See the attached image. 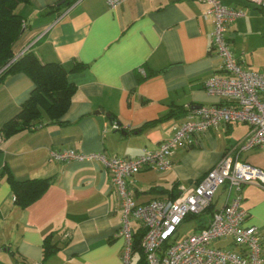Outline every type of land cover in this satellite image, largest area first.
<instances>
[{"label": "crops", "instance_id": "1", "mask_svg": "<svg viewBox=\"0 0 264 264\" xmlns=\"http://www.w3.org/2000/svg\"><path fill=\"white\" fill-rule=\"evenodd\" d=\"M221 1L245 14L254 6L264 20V8L250 0ZM61 2L30 0L17 7L26 26L16 53L29 48L43 62L61 63L71 70L68 78L77 90L60 122L43 112L35 127L4 137L1 129L20 112L34 82L24 72L0 81V264H121V198L110 172L98 160L53 161L51 150L134 157L169 138L189 106L225 102L205 86L222 65L211 47L214 19L205 15V3L126 0L110 8L107 0H77L58 8ZM245 14L229 26L232 50L248 69L264 72V46L253 45L245 32ZM150 121L155 122L145 126ZM248 130L245 123H220L196 134L193 145L176 149L170 169H144L132 177L135 201L170 197L174 188L179 195L181 187L197 184ZM241 158L264 170V147ZM10 176L52 182L40 198L22 206ZM243 195L246 223L264 236V187L247 184ZM225 198L219 188L210 208L185 219L178 236L205 227ZM140 227L135 223V232ZM47 236L58 250L44 259ZM216 244L241 250L229 239ZM140 258L134 251L132 264Z\"/></svg>", "mask_w": 264, "mask_h": 264}, {"label": "built area", "instance_id": "2", "mask_svg": "<svg viewBox=\"0 0 264 264\" xmlns=\"http://www.w3.org/2000/svg\"><path fill=\"white\" fill-rule=\"evenodd\" d=\"M124 1L107 0V4L115 8ZM198 1L207 5L205 15L214 19L211 47L222 60L221 72L206 80V90L225 102L189 106L186 118L174 125L169 138L134 157L75 149L50 152L53 161L98 160L110 172L121 198L122 225L117 233L125 239L121 264L133 263L135 223L146 230L141 248L147 264H264V236L257 226L246 223L249 211L243 205L245 185L264 187V170L241 158L243 153L264 147V72L248 69L232 50L229 26L245 14L244 10L221 0ZM250 1L264 8V0ZM28 49L16 53L13 61ZM220 123H245L249 130L197 184L181 187L176 198H156L144 204L135 201L131 186L134 175L144 169H170L178 147L193 145L196 134ZM113 127L120 129L121 125L115 122ZM219 188L226 195L224 205L213 210L209 223L201 230L179 237V227L187 216L208 209ZM222 239H229L241 250L217 245Z\"/></svg>", "mask_w": 264, "mask_h": 264}, {"label": "trees", "instance_id": "3", "mask_svg": "<svg viewBox=\"0 0 264 264\" xmlns=\"http://www.w3.org/2000/svg\"><path fill=\"white\" fill-rule=\"evenodd\" d=\"M29 1L0 0V81L9 74L24 72L34 82V88L23 103L20 112L7 121L1 129V134L4 137H10L35 127H32L33 123L42 118L43 112H46L53 120L60 122L59 118L68 110L77 90V85L68 78L71 70L61 63L43 62L33 50L28 49L13 61L16 55V44L26 26L24 17L17 11V7L20 3ZM76 1L62 0V4H58L57 7H67ZM175 114L169 116L172 117ZM167 116L162 119L167 118ZM154 122L150 121L145 126ZM10 182L15 194V201L22 206H27L42 196L52 180L51 178L18 180L10 176ZM169 196L172 199L176 198L178 196L177 189H172ZM190 216L193 215H189L187 218ZM145 232V228L140 227L134 233V251L141 254L138 264H147L141 248V240ZM57 250L58 246L53 244L50 237L47 236L44 244V259Z\"/></svg>", "mask_w": 264, "mask_h": 264}, {"label": "rangeland", "instance_id": "4", "mask_svg": "<svg viewBox=\"0 0 264 264\" xmlns=\"http://www.w3.org/2000/svg\"><path fill=\"white\" fill-rule=\"evenodd\" d=\"M245 11H246L245 14L246 16L243 17V22H244L243 28L245 32H248L250 34L253 45L257 44L260 46H264V29H263L264 20L258 14L260 10L254 8V6H251L249 9Z\"/></svg>", "mask_w": 264, "mask_h": 264}, {"label": "water", "instance_id": "5", "mask_svg": "<svg viewBox=\"0 0 264 264\" xmlns=\"http://www.w3.org/2000/svg\"><path fill=\"white\" fill-rule=\"evenodd\" d=\"M102 112H104V110H101Z\"/></svg>", "mask_w": 264, "mask_h": 264}]
</instances>
